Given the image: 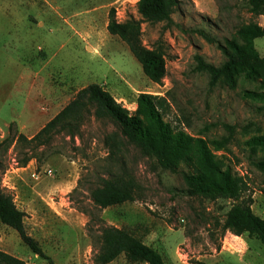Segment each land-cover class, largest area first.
<instances>
[{"label": "rangeland", "instance_id": "374dc122", "mask_svg": "<svg viewBox=\"0 0 264 264\" xmlns=\"http://www.w3.org/2000/svg\"><path fill=\"white\" fill-rule=\"evenodd\" d=\"M138 1L0 0V189L24 212L28 235L54 264H95L94 236L101 224L90 222L88 213L153 247L166 264H264L259 240L223 232L231 200L187 196L181 174L163 170L131 146L122 147L117 162L135 177L136 200L98 212L91 189L119 166L105 144L116 130L107 120L90 117L79 137H55L25 167L18 164L22 150L4 143L15 132L35 136L90 84L101 85L130 114L140 94L164 97L170 104L165 122L204 139L242 180L243 196L253 199V210L264 218L263 176L253 165L264 158V150L248 145L264 135V101L247 96L262 90L244 73L236 76L235 87L224 80L212 87L195 61L199 55L220 66L225 56L219 46L242 25L255 21L264 27V17L253 18L239 0H182L173 25L143 23V45L166 55L167 77L157 85L128 46L107 31L111 9L120 22L139 20ZM254 44L264 57V37ZM225 125L234 127L233 139L216 150L213 142L228 136ZM0 251L26 264H49L1 223ZM111 264L145 263H130L121 255Z\"/></svg>", "mask_w": 264, "mask_h": 264}, {"label": "trees", "instance_id": "16d2710c", "mask_svg": "<svg viewBox=\"0 0 264 264\" xmlns=\"http://www.w3.org/2000/svg\"><path fill=\"white\" fill-rule=\"evenodd\" d=\"M239 1L245 3L253 18L264 16V0ZM181 3L182 0H139V20L130 18L120 22L116 19L115 9L109 12L108 33L128 46L141 65L144 75L157 85H161L167 77L166 55L160 48L148 49L143 45L142 24L173 25L172 16ZM199 33L208 43H214L206 33ZM263 37L264 27L257 22L242 25L234 38L225 40L224 45L219 46L225 56V61L220 66L207 63L203 57L196 55V70L209 76L212 87L223 80L235 87L236 76L244 73L248 80L258 83L262 90L260 93L248 92L247 96L264 101V57L260 56L254 44L256 39ZM136 103L135 113L130 114L101 85L90 84L78 91L74 99L35 136L28 138L15 132L4 143H15L17 150H22L18 164L25 167L37 158L36 151L50 146L55 137L61 134L72 139L79 137L81 128L90 117L100 121L107 120L116 128L105 139L116 162L122 147L131 146L143 156L155 160L163 170L181 174L187 196L211 202L231 200L233 205L222 225L223 232H230L235 236L247 234L264 244V219L254 213L253 199L243 196L246 188L242 180L234 177L224 162L215 157L204 139H194L183 130H175L165 122L164 115L170 109L166 98L143 93L137 97ZM224 127L228 136L213 142L216 150L226 148L233 139L234 127ZM248 145L264 150V135L251 138ZM181 165L187 167L188 171H181ZM253 165L262 174L264 183V158L257 159ZM137 189L135 177L120 164L117 171L110 172L108 178H102L99 185L91 189L90 198L95 209L102 212L113 206L133 202L136 200ZM88 215L90 222L101 224L98 235L94 236L97 251L94 256L95 264H111L121 255L130 263L166 264L163 256L142 240L124 229L104 225L98 214ZM24 218V212L16 206L13 197L0 189V223L17 232L33 254L54 264L39 243L28 235ZM0 264L26 263L0 251Z\"/></svg>", "mask_w": 264, "mask_h": 264}, {"label": "crops", "instance_id": "0c3cea01", "mask_svg": "<svg viewBox=\"0 0 264 264\" xmlns=\"http://www.w3.org/2000/svg\"><path fill=\"white\" fill-rule=\"evenodd\" d=\"M264 16H261V18H263ZM253 209V208H252ZM254 211V210H253ZM254 213L256 214V212L254 211ZM257 215V214H256ZM260 216V215H259ZM261 218H263V216H260ZM264 219V218H263Z\"/></svg>", "mask_w": 264, "mask_h": 264}]
</instances>
